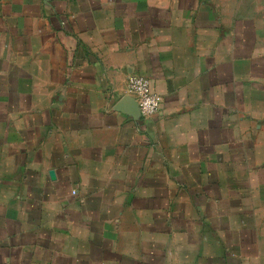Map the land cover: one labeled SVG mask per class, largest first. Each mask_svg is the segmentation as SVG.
<instances>
[{"label": "crops", "instance_id": "obj_1", "mask_svg": "<svg viewBox=\"0 0 264 264\" xmlns=\"http://www.w3.org/2000/svg\"><path fill=\"white\" fill-rule=\"evenodd\" d=\"M0 264H264V0H0Z\"/></svg>", "mask_w": 264, "mask_h": 264}, {"label": "built area", "instance_id": "obj_2", "mask_svg": "<svg viewBox=\"0 0 264 264\" xmlns=\"http://www.w3.org/2000/svg\"><path fill=\"white\" fill-rule=\"evenodd\" d=\"M127 89L136 99L142 117L152 116L159 111L162 96L152 88L148 77L136 74L131 75L128 80Z\"/></svg>", "mask_w": 264, "mask_h": 264}, {"label": "water", "instance_id": "obj_3", "mask_svg": "<svg viewBox=\"0 0 264 264\" xmlns=\"http://www.w3.org/2000/svg\"><path fill=\"white\" fill-rule=\"evenodd\" d=\"M134 100L136 101V99L134 98ZM136 105H137V109L139 111V107H138V104H137V101H136ZM140 113V112H139ZM52 177H53V174H52Z\"/></svg>", "mask_w": 264, "mask_h": 264}]
</instances>
